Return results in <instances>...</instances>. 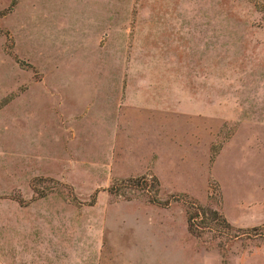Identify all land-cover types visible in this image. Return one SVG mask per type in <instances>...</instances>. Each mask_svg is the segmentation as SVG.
Segmentation results:
<instances>
[{
	"label": "rangeland",
	"instance_id": "rangeland-1",
	"mask_svg": "<svg viewBox=\"0 0 264 264\" xmlns=\"http://www.w3.org/2000/svg\"><path fill=\"white\" fill-rule=\"evenodd\" d=\"M263 223L264 0H0V264H264Z\"/></svg>",
	"mask_w": 264,
	"mask_h": 264
},
{
	"label": "trees",
	"instance_id": "trees-1",
	"mask_svg": "<svg viewBox=\"0 0 264 264\" xmlns=\"http://www.w3.org/2000/svg\"><path fill=\"white\" fill-rule=\"evenodd\" d=\"M138 180H139L138 182H142L140 183L139 185L140 187L138 188H141V190L147 192V189H145L146 184H147L145 179L139 178ZM131 181L132 180L128 179V180L114 182L106 189V191H108L110 194H117L123 187H126L124 184L131 182ZM127 186H129L128 188L130 187L134 188V186H137V185H132V186L127 185ZM147 201L150 203H154V204L159 203L154 197H151V196L147 197ZM208 213L212 215V218L210 219L212 222L211 223L212 227L209 226V223L205 222L206 218L204 217V215H206V211H204V209H202L201 207L198 208L196 206L189 205V207L185 211V216H186V229L191 235L199 237L202 234L201 231H204V230L208 232L209 231L215 232L217 229L228 230V231L231 230L234 232L239 231L238 229L233 228L224 219V217L217 214L216 212L211 211ZM244 232H247V233L254 232V233H251V235L253 236H264V223L258 227L247 229Z\"/></svg>",
	"mask_w": 264,
	"mask_h": 264
}]
</instances>
